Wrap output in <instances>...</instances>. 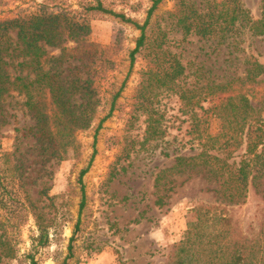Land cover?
<instances>
[{
	"label": "rangeland",
	"instance_id": "1",
	"mask_svg": "<svg viewBox=\"0 0 264 264\" xmlns=\"http://www.w3.org/2000/svg\"><path fill=\"white\" fill-rule=\"evenodd\" d=\"M82 1L93 0H0V19L16 17L45 2L77 9ZM102 1L105 7L125 14L139 25L146 20L153 3ZM207 1L204 0L205 4ZM176 2L162 0L157 4L149 17L146 34L150 39L160 30L166 32L165 48L185 66L187 84L204 86L211 81L241 78L249 56L264 63V35H252L244 24L237 23L225 39L183 35L169 17ZM239 2L250 17H261L260 0ZM139 35L134 23L123 22L111 14L91 19L87 38L100 49L108 50L113 66L103 70L102 78L96 80L98 105L89 127L75 135V156L65 160L42 156L33 140L24 135L32 121L22 105V96L12 92L4 98L0 154L15 153L13 159L21 166L24 187L29 188L32 203L21 224L10 228L3 223L10 231L15 255L5 256L4 247L0 246V264H59L68 254L72 235L73 255L67 264H163L170 246L182 238L187 225L194 220V206L219 203L209 190L216 183L204 178L202 172L173 175L155 186L160 169L170 167L177 155L197 153L198 146L187 134L190 118L183 113L176 94L166 88L155 89L147 106L142 103L140 82L149 59L148 49L135 54L130 68V52ZM47 51L50 55L59 53L53 47ZM123 82L114 110L97 129ZM252 104L257 106L258 102L252 100ZM146 108L161 116L165 129L161 139L144 142ZM261 117L264 119V112ZM223 126L222 119L211 118L208 122L212 134L220 132ZM241 153L243 146L234 152V159L238 160ZM86 167L80 183V171ZM81 185L85 198L79 213ZM16 192L22 199V191ZM226 206L241 228L258 223L264 214V178L256 185L248 184L243 203ZM34 212L41 215L48 233L44 245L36 240L39 231Z\"/></svg>",
	"mask_w": 264,
	"mask_h": 264
},
{
	"label": "trees",
	"instance_id": "2",
	"mask_svg": "<svg viewBox=\"0 0 264 264\" xmlns=\"http://www.w3.org/2000/svg\"><path fill=\"white\" fill-rule=\"evenodd\" d=\"M161 1L153 0L142 25L105 7L102 0L79 2L77 9H63L59 4L45 2L16 17L0 19V117L4 98L16 92L22 96V105L32 121L24 135L33 140L41 155L56 160L77 155L75 135L89 127L98 105L96 80L102 78L103 70L113 66L108 50L100 49L87 38L91 19L111 14L123 22L134 23L140 35L130 52V68L137 52L143 48L149 51L140 82L142 103L146 102L147 106L155 89L166 88L176 94L183 113L190 118L187 134L198 146L197 153L177 155L170 167L160 169L155 186L173 175L202 172L204 178L216 183L209 190L219 201L216 205L194 206V220L187 225L182 238L170 246L163 264H264V214L258 223L243 229L226 209V204L243 203L248 184L256 185L264 178V119L261 117L264 63L249 56L241 78L211 81L204 86L187 84L185 66L165 48L166 32L160 30L150 39L146 34L149 17ZM260 2L262 15L256 19L248 15L239 0H208L206 4L204 0H177L169 17L183 35L225 39L240 23L252 35L261 36L264 35V0ZM48 47L59 49V53L50 55ZM124 84L113 95L109 111L97 129L114 110ZM252 100L258 105H253ZM211 118L222 119L224 123L216 134L208 130ZM143 121L144 142L165 135L161 116L154 109H147ZM242 146L243 153L235 160L233 154ZM14 154H0V246L4 247L7 257L15 254L10 231L3 223L10 228L21 224L32 203ZM86 171L87 167L80 171V183ZM80 189L79 213L85 198L82 185ZM17 190L22 191V199ZM34 214L39 231L36 240L44 245L48 233L41 223V215ZM78 224L79 219L75 229ZM73 240L74 235L69 239L67 256L59 264H67L73 255Z\"/></svg>",
	"mask_w": 264,
	"mask_h": 264
}]
</instances>
